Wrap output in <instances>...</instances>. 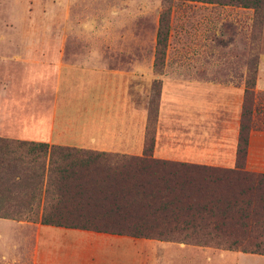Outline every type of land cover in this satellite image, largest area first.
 Segmentation results:
<instances>
[{
    "label": "rangeland",
    "instance_id": "1",
    "mask_svg": "<svg viewBox=\"0 0 264 264\" xmlns=\"http://www.w3.org/2000/svg\"><path fill=\"white\" fill-rule=\"evenodd\" d=\"M73 6L79 8L71 11ZM164 9L163 0H0V74H79L83 67L94 68L78 57L69 62L70 39L65 47L63 28L64 18L73 17L68 37L77 24L95 26L103 44L119 48L120 54L104 52L98 63L103 74L111 69L140 74L129 102L145 114L143 149L153 138L154 147L157 139L173 156L234 167L249 74L255 97L264 102V12L257 18L253 8L241 5L173 0L163 54L155 68ZM85 49H75L77 56H85ZM123 50L132 52L133 62ZM22 96L25 101L28 95ZM255 120L261 126L264 113ZM250 134L244 167L264 168V133ZM4 219L11 223L4 224ZM38 226L39 218L0 217V264H74L77 257L83 259L81 264H264V253L91 232L81 237L86 247L76 250L66 244L63 253H56L62 243L53 241V235H43L38 242ZM3 231L10 232L6 244ZM112 242L133 253L108 256L106 246Z\"/></svg>",
    "mask_w": 264,
    "mask_h": 264
},
{
    "label": "trees",
    "instance_id": "2",
    "mask_svg": "<svg viewBox=\"0 0 264 264\" xmlns=\"http://www.w3.org/2000/svg\"><path fill=\"white\" fill-rule=\"evenodd\" d=\"M187 1L264 12V0ZM172 2L163 0L155 68ZM253 86L249 74L232 168L153 157V138L136 156L0 137V217L264 253V173L244 169L250 130L264 131Z\"/></svg>",
    "mask_w": 264,
    "mask_h": 264
},
{
    "label": "crops",
    "instance_id": "3",
    "mask_svg": "<svg viewBox=\"0 0 264 264\" xmlns=\"http://www.w3.org/2000/svg\"><path fill=\"white\" fill-rule=\"evenodd\" d=\"M77 8L79 7L73 6L71 11H76ZM73 15L78 17L76 12ZM72 18L68 16L64 18L63 28L66 37L65 47L70 39L72 59L69 62H76L75 57H78L77 59L82 63L95 64L92 65L94 68L83 67L81 70L84 73L79 74H0V137L8 136L6 138L141 156L143 154L141 129L145 114L129 102L131 93L136 92L137 76L140 77V74H129L135 72L120 69H111L109 74H103L104 70L98 67V63L103 59L104 52L120 54L119 48L111 44H103L96 33L101 30L95 26L90 28L84 24H77L69 29L71 34L68 37L66 34L68 21ZM105 40L110 41L108 37L107 39L105 37ZM83 46L88 48L85 49L86 52L81 53L85 56H77L78 51L75 49ZM131 53L123 50L122 54L126 56L128 62H133V59L130 60L133 55ZM66 56H68L67 50L65 51ZM50 62L51 60L48 62V68H51ZM70 67V69L73 68V66ZM42 87L46 88V92L41 90ZM24 92L28 95L25 101L22 96ZM45 93L46 97H44ZM251 130L264 133L261 129ZM252 133L249 132L250 137ZM11 135H23L24 137ZM26 135H31V137ZM153 157L226 168L233 167L189 160L185 156H173L167 152L166 148L161 149L157 139L153 148ZM228 160L234 161V157ZM244 169L252 172L264 170L260 167H244ZM10 221L6 219L4 224H10ZM87 232L110 234L42 223L36 228L38 242L43 235L49 237L53 235V241L62 243L59 246L56 245V253H63L66 244L76 250L86 247V242L84 243L81 237ZM3 233L6 244L9 241L7 239H9L10 232L3 231ZM5 247L7 249V245ZM106 250L108 256L114 253L121 254L125 250H127L125 253L127 255L133 253L132 249H127L119 242H112L106 246ZM73 261L74 264H81L80 261L84 263L79 257Z\"/></svg>",
    "mask_w": 264,
    "mask_h": 264
}]
</instances>
